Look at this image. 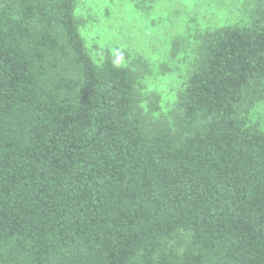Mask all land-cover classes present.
Returning a JSON list of instances; mask_svg holds the SVG:
<instances>
[{"label": "trees", "instance_id": "1", "mask_svg": "<svg viewBox=\"0 0 264 264\" xmlns=\"http://www.w3.org/2000/svg\"><path fill=\"white\" fill-rule=\"evenodd\" d=\"M77 2L0 6V264H264V19L200 33L155 118Z\"/></svg>", "mask_w": 264, "mask_h": 264}, {"label": "rangeland", "instance_id": "2", "mask_svg": "<svg viewBox=\"0 0 264 264\" xmlns=\"http://www.w3.org/2000/svg\"><path fill=\"white\" fill-rule=\"evenodd\" d=\"M76 17L97 62L110 52L142 72L141 90L159 99L160 110L153 113L157 118L171 114L184 89L199 34L264 19V0H78ZM248 120L264 130V99ZM186 239L182 234L173 244L183 246Z\"/></svg>", "mask_w": 264, "mask_h": 264}]
</instances>
